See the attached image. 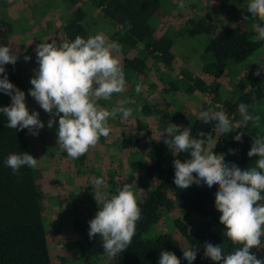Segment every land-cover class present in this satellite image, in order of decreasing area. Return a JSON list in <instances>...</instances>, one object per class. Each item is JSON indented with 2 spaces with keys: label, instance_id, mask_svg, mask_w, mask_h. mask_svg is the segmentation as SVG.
Instances as JSON below:
<instances>
[{
  "label": "trees",
  "instance_id": "obj_1",
  "mask_svg": "<svg viewBox=\"0 0 264 264\" xmlns=\"http://www.w3.org/2000/svg\"><path fill=\"white\" fill-rule=\"evenodd\" d=\"M61 1L65 10L70 11L63 26L64 36L69 42L76 36L86 39L91 35L85 25L87 14L84 7L80 6L82 3H90L101 11L104 21L114 27L115 31L109 40H115L123 45L120 58L124 72L143 74L145 60L149 56L162 60L165 65H171L173 40L164 32L159 34L151 24L152 17L160 10V0ZM7 7L6 1L0 0V46L12 48L10 35L14 24L13 21L12 23L7 21L5 14ZM244 14L250 15L248 12ZM204 17L207 18V23L203 21ZM204 17L196 20L190 18L184 26L195 33L205 32L213 36L206 51L215 60L214 79H218L222 77L228 61L245 62L260 47L261 41L252 40L247 31L239 32L231 28L218 30L209 14H205ZM207 66L203 67V71ZM4 67L9 81L23 91L24 80L18 74L15 65L7 64ZM126 77L125 73V79ZM237 85L240 90L236 102L224 100L221 102L222 107H218L220 110L214 108V103H219L218 101H214L210 106L215 111L226 112L233 122L240 119L238 105L241 102L247 104L249 113L254 115L251 106L264 98V76L260 74L248 84L242 80ZM166 86L163 91L173 92L178 89L171 82ZM246 87L249 88L246 90ZM218 88L216 84L207 86L204 79H199L194 82L190 92H205L211 99L212 95L218 92ZM10 103V96L0 92V107L9 106ZM142 112L143 115L149 116L153 110L147 105L143 107ZM180 118L181 116H174L169 123L159 121L157 115L151 117L149 120L156 125L159 135L157 141L149 139L146 135L140 136L146 129L139 130L136 135L121 141V147L126 150L138 146L140 158L129 163V170L115 183L110 192L116 194V190L121 189L126 183L133 185V189L137 190L135 194L141 209V219L137 222L136 235L128 249L114 259L109 258L106 264H158L162 250L175 253L181 264H188L183 258L182 251L190 247L197 251V257L192 264H215L204 255L205 242L220 244L226 253H230L236 247L227 239L226 230L219 222L220 213L214 206L215 193L218 189L209 188L203 183L180 189L174 183L173 161L180 159L183 162L189 158V153L176 152L168 148L161 140L160 133L164 132L169 124L179 125L182 120ZM216 123L212 121L205 124L198 119L189 128L193 138H197L199 133H204L214 143L217 142L213 152L224 154L225 163H234L241 170L254 166L258 158H249L247 153L250 151L252 141L264 136V133L258 134L253 122H249L246 128L233 129L232 132L223 134L216 131ZM7 125V117L0 112V264H51L48 232L44 225V211L38 189L39 172L24 166L13 173L5 164L10 154L22 152L30 154L27 130L17 131ZM237 132L243 133L242 142L233 139ZM231 150H235V154H232ZM99 207L100 205L96 204V208L89 210L87 216L85 213L83 217H77L73 224L76 236L73 242L74 249L84 264H91L92 260L106 256L102 248V239L98 236L89 239L88 236L89 221L95 217ZM163 211L177 212V217L171 222V233L169 230L160 231ZM190 216H194V228L191 227ZM196 221L200 225H197ZM252 251L258 258L264 259L262 245Z\"/></svg>",
  "mask_w": 264,
  "mask_h": 264
},
{
  "label": "clouds",
  "instance_id": "obj_2",
  "mask_svg": "<svg viewBox=\"0 0 264 264\" xmlns=\"http://www.w3.org/2000/svg\"><path fill=\"white\" fill-rule=\"evenodd\" d=\"M179 7H184L183 0ZM247 11L254 19L264 22V0H249ZM255 31L253 40L264 41V25L256 24ZM122 48V44L109 40L103 33L86 39L76 36L71 42L65 40L59 44L53 39L50 43L41 42L35 48L38 69L30 79L32 88L28 95L51 117L48 128L53 127L58 117L57 144L74 160L94 148L101 137L109 136L112 130L110 119H115L117 114H122L124 119L133 115V109L124 106L128 101L111 109L98 103L126 91L125 72L119 58ZM24 59L28 61L30 57ZM17 60V52L11 47L0 46V92L11 99L9 106L0 107V112L7 117L9 128L27 129L36 137L45 125L38 112H29L25 92L9 81L4 67L15 65ZM140 90L141 85L137 84L136 91ZM248 109L249 106L241 102L238 105L240 119L235 122L224 111H215L211 107L201 111L199 119L205 124L216 121V131L227 134L233 129L246 128L249 122L259 121L260 117L250 114ZM135 111L141 112L142 106H137ZM242 135L237 132L233 139L242 142ZM160 137L168 148L189 153V158L183 162L180 159L173 161L177 188L187 189L203 183L218 189L214 206L220 213L219 222L226 230L227 239L236 247L226 253L220 244L205 242V257L215 264H264V259L252 251L260 247L264 238V136L252 141L247 156L258 159L254 166L244 170L234 163H225L224 154H215L213 149L217 142L204 133L193 138L189 127L181 129L179 125L169 124ZM231 152L235 154V150ZM38 163L39 159L26 152L10 154L5 161L13 173L24 166L35 169ZM91 185L100 207L89 221L88 236L89 239L100 237L104 253L114 259L128 249L136 235L137 222L141 219L138 198L131 184H124L116 194L101 190L105 187L102 177L92 179ZM182 252L188 264L197 257L194 248ZM158 264H181V260L175 253L162 250Z\"/></svg>",
  "mask_w": 264,
  "mask_h": 264
},
{
  "label": "rangeland",
  "instance_id": "obj_3",
  "mask_svg": "<svg viewBox=\"0 0 264 264\" xmlns=\"http://www.w3.org/2000/svg\"><path fill=\"white\" fill-rule=\"evenodd\" d=\"M5 1L8 6L5 12L7 21H13L14 24L10 41L12 49L18 55L15 67L24 80L25 102L29 112H38L39 119L45 125L36 137L26 130L30 154L39 159L35 170L40 175L38 189L41 193L44 225L48 232L51 264H84L74 249L76 236L73 224L77 217H83L85 213L87 216L89 210L96 208L92 179L102 177L105 187L101 190L111 191L115 183L129 170V163L140 158L138 146L126 150L121 147V141L144 129L146 131L141 132L140 136L146 135L149 139L157 141L159 135L156 125L149 120L155 115L159 121L167 122L172 121L174 116H181V129L189 127L199 119V113L212 106L214 101L219 102L214 103V108L217 109L222 107L221 102L224 100L236 102L240 90L237 84L240 81L248 84L257 77L254 75L257 72L264 76V41H261L260 47L250 58L243 63L228 61L222 77L214 79L215 60L206 51L213 36L189 30L190 28L184 26L186 21L209 14L216 29L247 31L252 40L256 36L255 25L262 24V21L254 19L251 14H244L248 12L249 0H183V8L179 7L181 0H160V10L152 17L151 24L159 34L164 32L173 40L171 65H165L162 60L149 56L145 60L143 74L125 72L126 91L114 94L109 101L100 100L98 103L111 109L122 101H128L124 106L131 107L133 115L124 119L122 114H117L115 119H110L112 130L109 136L101 137L94 148L74 160L57 144L58 117L53 127L48 128L47 122L51 117L28 95L29 89L32 88L30 79L34 77V70L38 69L35 48L39 43H50L53 39L58 44L60 41H68L64 36L63 26L70 11L65 10L61 0ZM80 6L84 7L87 14L85 25L89 34L103 33L109 39L115 29L104 21L101 11L90 3H82ZM203 21L207 23L208 20L204 17ZM25 56H29L30 60L25 61ZM205 65L208 66L203 71ZM199 79H204L207 86H219L218 92L213 94L211 99L205 92H190L194 82ZM168 82L178 89L173 92L163 91ZM137 84L141 85L139 92L136 91ZM247 88L249 87H246V90ZM147 105L153 110L149 116L143 115L142 111H135L137 106H142L143 110ZM251 110L254 116L260 117L259 121L253 122L256 132L264 133V98L251 106ZM139 120L141 122H136ZM162 217L160 231L169 230L171 233V222L177 217V212L163 211ZM190 217L191 227L194 228V216ZM196 223L200 225L199 222ZM261 245L264 248V238ZM108 261L109 257L104 256L102 259L92 260L91 264H106Z\"/></svg>",
  "mask_w": 264,
  "mask_h": 264
}]
</instances>
